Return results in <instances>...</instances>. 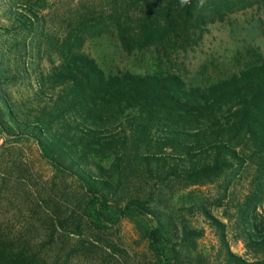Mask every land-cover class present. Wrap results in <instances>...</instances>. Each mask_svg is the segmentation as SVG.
I'll use <instances>...</instances> for the list:
<instances>
[{
    "label": "trees",
    "instance_id": "16d2710c",
    "mask_svg": "<svg viewBox=\"0 0 264 264\" xmlns=\"http://www.w3.org/2000/svg\"><path fill=\"white\" fill-rule=\"evenodd\" d=\"M137 1L147 14L133 30L120 27L125 48L190 45L230 13L264 4L205 0L197 7L198 0H192L181 8L179 0ZM0 10L5 22L0 35L10 36L0 47V134L16 144L36 145L64 187L57 200L44 199L31 209L48 240L40 247H57L53 260L43 258L41 250L31 252L38 248L26 238L31 230L17 236L0 224V264H68L79 253L99 249L87 240L89 234L100 238L125 221L146 244L153 264H211L199 246L204 230L194 228L186 213L201 214L216 232L221 264H264L261 58L207 87H193L172 72L107 75L75 50L77 39L69 36L62 46H52L58 62L49 71L32 77L24 68L22 76L4 59L26 57L41 10L33 0H0ZM20 80L31 84L19 98L7 87ZM240 173L249 175L248 193L235 204L234 215L229 209L225 217L235 220L252 261L231 251L228 224L213 215L204 198L183 193L188 186ZM72 236L78 238L69 247Z\"/></svg>",
    "mask_w": 264,
    "mask_h": 264
},
{
    "label": "rangeland",
    "instance_id": "374dc122",
    "mask_svg": "<svg viewBox=\"0 0 264 264\" xmlns=\"http://www.w3.org/2000/svg\"><path fill=\"white\" fill-rule=\"evenodd\" d=\"M33 3L41 10L40 24L37 34L27 38L29 51L26 57L21 59L22 56L9 55L4 59V62L10 59L9 65L14 72H22L25 68L32 77L36 73H46L53 62H58L51 53L52 46H62L69 36L72 40L77 39L75 50L94 59L107 75L119 71L135 74L172 72L193 87H207L258 62L259 58L264 61V4L255 3L230 13L224 21L206 27L203 37L200 40L194 37L195 42L190 45L139 49L136 46L125 48L120 36V27L133 30L147 14L146 8L137 0H33ZM0 26H5L1 10ZM9 37L0 35V47L10 42ZM30 84V80H20L7 89L20 98L29 92ZM33 84L36 85L35 81ZM249 181L248 174L240 173L214 184L176 188L184 189V194L194 193L204 198L213 215L228 224L227 238L231 251L252 261V256L238 239L235 220L229 222L225 217L229 209V214L234 215L235 204L243 201L248 193ZM66 183L71 182L67 180ZM226 186L229 190L224 193ZM63 188V181L57 179L36 145L16 144L0 134V224L12 228L17 236L25 229L31 230L26 238L32 240V248L38 246L31 252L41 250V256L50 261L57 253V247H40L48 240L31 209L44 199L51 197L57 200ZM224 195L227 199L223 198ZM186 215L194 228L204 230V237L199 240L200 249L209 257L211 264H221L217 261L221 247L216 232L201 214ZM88 236L87 240L94 242L99 249L88 256L79 253L68 264L154 262L146 244L139 240L134 226L127 221L100 238ZM77 238L72 236L69 247Z\"/></svg>",
    "mask_w": 264,
    "mask_h": 264
},
{
    "label": "clouds",
    "instance_id": "9594fccd",
    "mask_svg": "<svg viewBox=\"0 0 264 264\" xmlns=\"http://www.w3.org/2000/svg\"><path fill=\"white\" fill-rule=\"evenodd\" d=\"M205 0H198L197 7H203ZM192 3V0H179V6L181 8L185 6H190Z\"/></svg>",
    "mask_w": 264,
    "mask_h": 264
}]
</instances>
